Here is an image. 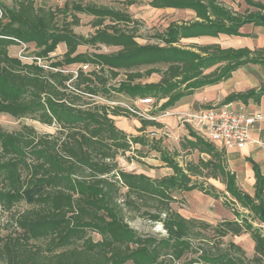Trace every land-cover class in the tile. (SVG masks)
Instances as JSON below:
<instances>
[{"label":"trees","instance_id":"16d2710c","mask_svg":"<svg viewBox=\"0 0 264 264\" xmlns=\"http://www.w3.org/2000/svg\"><path fill=\"white\" fill-rule=\"evenodd\" d=\"M245 2L264 11L260 2ZM151 5L193 9L201 21L171 24L141 44L138 28L129 27L137 22L121 11L79 3L53 8L34 0H15L9 8L0 2V115L56 129L41 133L26 123L12 132L0 127V208L8 214L0 229V264H264V232L253 225L256 220L264 223V176L258 165L253 163L256 183L251 196L228 169L226 151L187 126L189 149L209 159L189 163L185 170L195 177L212 172L210 178L225 185V198L248 212L251 220H244L241 233L250 234L254 242L249 259L235 242L221 241L230 234L224 227L234 223L214 227L173 208L176 192L198 189L219 199L216 188L185 184L178 152L171 155L143 136H130L114 120L133 118L120 96L126 101L164 100L160 109L167 111L247 64L264 66V50L223 49L219 44L179 47L188 38L241 35L245 24L264 25L262 12L242 15L218 0H154ZM81 15L93 17L90 36L76 31ZM61 44L66 52L53 56ZM19 45L33 48V61L10 54V48ZM102 46L118 51L80 52L82 47ZM141 66L149 68L141 71ZM122 70L125 78L113 84ZM154 74L161 76L159 82H141ZM263 95L264 87L231 94L224 103L259 101ZM135 119L141 123L139 132L161 127L153 120ZM136 145L160 153L173 174L154 179L124 170L118 158L136 151ZM22 203L28 206L18 209ZM130 214L161 223L167 236L140 235L127 221ZM212 231L217 243L210 240Z\"/></svg>","mask_w":264,"mask_h":264},{"label":"rangeland","instance_id":"374dc122","mask_svg":"<svg viewBox=\"0 0 264 264\" xmlns=\"http://www.w3.org/2000/svg\"><path fill=\"white\" fill-rule=\"evenodd\" d=\"M15 0H0V2L4 3L9 8L13 6ZM37 5H45L50 7H57V6H64L66 3L73 4L79 3L83 5H95L98 7H107L112 10L121 11L123 13L128 14L132 17L137 23L130 24V28L135 27L138 28L137 41L141 44H146L147 37L152 36L154 34H161L166 31V29L171 24H178L182 26H186L196 21H201L200 19L196 20V12L193 9H174V8H167V9H160L156 8L155 6L151 5V2L154 0H134L133 4H130V0H34ZM222 6L226 5L225 1L229 0H218ZM237 1V0H233ZM255 2V1H254ZM229 5V4H228ZM226 5V6H228ZM242 6V7H241ZM241 6L238 7L236 10L240 14H248V13H261L262 11L256 7L249 6L248 8L245 0L241 3ZM248 8V9H247ZM81 25L76 28V31L79 34H83L85 36H90L93 34L95 29L91 26V21L93 17L87 15H81ZM108 23V21H107ZM196 38V37H195ZM194 38V39H195ZM195 43V40L192 38L184 39L179 47L185 49H191V46ZM66 49L63 45H61L58 50V56H62L65 53ZM89 51L90 53H103V54H110L118 51V48H107V47H100L99 49H87L85 47L80 48V52ZM10 54L14 57H19L24 62H31L32 56L34 55L33 48H28L23 45L13 46L10 49ZM55 56V55H53ZM161 68L164 66L160 65ZM73 69L76 68L75 66L72 67ZM91 68V67H90ZM149 67L141 66L139 69L141 71L146 70ZM121 76L116 80L113 81V84H117L120 80L124 79V72L120 71ZM161 80V76L158 74L152 75L148 79H143L142 83H152V82H159ZM127 98V97H126ZM119 101L126 102L128 105H133L135 101L130 99H124L123 97H119ZM104 103V101H101ZM164 102H156L153 99V104L149 106L139 104L138 107L143 110L149 117L155 118L153 121L161 124V127H154L150 126L147 127L144 132H138L135 136H143L149 144H159L162 148L166 149L171 155H174L175 152H178L180 157L176 158L183 168V172L191 178V184H202L205 187L209 188L212 185L210 176L212 172L204 171L202 177H195L191 176L185 169L186 165L189 163L198 164L201 158L208 160L209 157L207 155H201L197 151H191L188 146V137H190V133L188 131L189 123L180 119V114H169L168 112L172 109L167 111H161V105ZM191 101V111H200L206 109L204 104L199 103H192ZM115 120V119H114ZM137 120L134 117L128 118L127 123L129 127H133L132 121ZM139 121V120H138ZM164 121L165 123H162ZM28 124L36 128L37 131L41 133H54V127H47L39 124L38 122L24 119V120H17L10 115L2 114L0 115V127L6 131L12 132L16 131L20 128L22 124ZM117 123H119L117 121ZM191 126V125H190ZM137 130V129H136ZM133 153H127L126 157H119L118 161L120 166L129 172L134 173H143L147 176L160 179L166 176H170L173 174L172 169L168 168L167 165L162 161L160 153L155 150H152L149 146H142L136 145L134 146ZM215 186V185H214ZM216 192L219 193L220 198L215 199L218 200V203L211 204L210 199L204 197L206 196L200 190L194 191H180L174 193V197L176 198V203H173V208L178 212H181L187 216H191V214H195L197 211H205V210H212V212H208L209 215H213L218 211V206H222L231 211L234 215V219L224 222H232L234 225L225 226L224 228L230 230V234L222 239L221 241L224 244H228L235 240L234 234H241V230L243 229L244 220H251L249 217L248 212L240 208L237 204L230 200L229 197L225 198V187L221 184H216ZM217 204V205H216ZM28 205L22 203L19 205L18 209H24ZM223 207L220 208V212H226ZM133 214L127 216V221L132 228H134L140 235L142 236H155V237H162L167 236V232L164 230L163 225L161 223H156L148 219L146 216H139L136 215L135 217ZM248 218V219H247ZM8 219V214L3 212L0 208V229L3 228V225L6 224V220ZM224 222H218L216 224H212L214 227L223 224ZM254 227L260 228L264 232V223H261L259 220L253 222ZM2 233L5 234V231L2 230ZM95 240H99L100 236L94 234L93 235ZM210 240L213 243L218 242V237L216 233L213 231L210 232ZM247 240V239H245ZM242 246L246 251V255L249 259H251L254 254L250 252L251 247V240L243 242ZM131 264V263H128Z\"/></svg>","mask_w":264,"mask_h":264},{"label":"crops","instance_id":"0c3cea01","mask_svg":"<svg viewBox=\"0 0 264 264\" xmlns=\"http://www.w3.org/2000/svg\"><path fill=\"white\" fill-rule=\"evenodd\" d=\"M253 1L264 4V0H253ZM225 3L226 5L228 4L229 5L228 6L223 5L224 7L228 9H232L233 11L237 12L236 10H238V7L241 6L243 0H237V1L229 0V1H225ZM248 8L250 7L248 6ZM263 13L264 11H262V14ZM196 20H198L197 15H196ZM239 31L241 35L238 36L220 34L217 37L200 36V37H196L195 39L194 38L192 39L195 40L194 44L197 45L219 44L223 49L247 48L252 51L264 50V25L249 23L241 27ZM61 45H63L66 49L65 44H61ZM61 45H59V47ZM56 54L57 52L53 55ZM263 87H264V66L261 64L250 63L233 72L232 76L229 79L217 85L201 88L195 91L194 95L183 98L168 113L169 114L177 113L181 115L183 113L198 112V111L190 110L191 101H193L194 103L200 102L201 104H204L206 106L205 108H208L215 104H223L225 99L231 94L244 93L249 90H256L257 92H259V90ZM233 103L236 104L242 103L248 108L249 112L260 113L264 117V95L259 99V101H256L254 99H249L247 102L237 101ZM114 119L117 127L123 130L128 135L135 136L137 135L136 133L139 132L138 130L141 127V123L138 120H133L132 121L133 127H129L128 123L126 122L128 118L117 117ZM117 121L119 123H117ZM162 123L165 122L162 121ZM251 138H252V142L249 143L244 149L226 151V159H227L228 169L230 170L231 173L235 174L237 179V184L240 187V189L243 190L245 193L254 196L256 178L253 169V163L259 166L260 171L264 176V120L260 122L257 125V127L253 130ZM188 139L192 140V137H188ZM211 180H212L211 181L212 186L215 185L214 186L215 188H216V184H221L225 187V185L221 183V181H217L215 179H211ZM204 197L210 199V201H213L210 202L211 204L218 203V200H215V198H212L208 195ZM221 207H223L222 204L220 207L218 206V211L216 213H213V215L211 214L209 215L208 213V212H212V210H205L202 212L197 211L195 214H191V216H187L181 212L180 213L186 218L198 219L210 224H216L218 222H224L227 220L231 221L235 218L234 215L231 213V211L225 209L224 207L223 208L226 211H228V213L220 212ZM222 211L224 210L222 209ZM234 237L235 240H233V242L241 246L243 249H244V247L242 246L243 242L251 240V247L249 250L252 254H254V242L250 234L241 233L240 235H234Z\"/></svg>","mask_w":264,"mask_h":264},{"label":"built area","instance_id":"2783aa9c","mask_svg":"<svg viewBox=\"0 0 264 264\" xmlns=\"http://www.w3.org/2000/svg\"><path fill=\"white\" fill-rule=\"evenodd\" d=\"M31 61L34 58H30ZM38 63L47 68L38 59ZM84 71L88 70V65L81 66ZM77 74L76 71H73ZM133 105L121 104L130 114L139 119L154 120L149 117L138 105L149 106L153 104V99L145 98L135 101ZM184 122L189 123L192 129L201 138L214 143L218 148L225 151L242 150L252 142V132L257 125L264 120L260 113H251L242 104L223 103L215 104L206 109L193 113H183L180 116Z\"/></svg>","mask_w":264,"mask_h":264},{"label":"water","instance_id":"95a60500","mask_svg":"<svg viewBox=\"0 0 264 264\" xmlns=\"http://www.w3.org/2000/svg\"><path fill=\"white\" fill-rule=\"evenodd\" d=\"M260 20L264 22V13L261 15ZM181 181L184 182L185 184H191V178L187 176L185 173L182 174ZM261 214L262 217L264 218V210H262Z\"/></svg>","mask_w":264,"mask_h":264}]
</instances>
